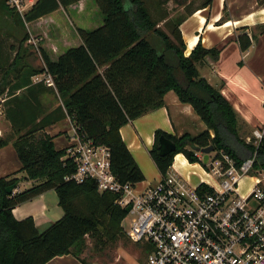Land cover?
<instances>
[{"label":"trees","instance_id":"16d2710c","mask_svg":"<svg viewBox=\"0 0 264 264\" xmlns=\"http://www.w3.org/2000/svg\"><path fill=\"white\" fill-rule=\"evenodd\" d=\"M80 1L38 0L22 17L8 6V0H0V15L11 19L6 33L14 38L7 54L1 53L4 44L0 39V96L7 97L6 118L17 134L12 140H0V149L13 141L20 171L36 182L29 190L14 193L19 180L0 176V264H48L69 255L89 264L82 258L88 239L95 249L104 251L127 237L123 222L129 210L117 204L118 196L101 194L92 180H71L77 168L67 158V148H57L54 137L44 132L68 116L83 138L110 149L112 171L118 180L136 186L145 182V176L120 131L150 110L164 107L165 96L173 91L181 103L194 109L207 130L180 137L156 133L150 155L162 176L177 155L196 164L195 149L209 147L229 154L238 165L255 158V169L264 170V139L258 144L247 142L233 106L200 75L199 66L207 58L219 61L221 50L199 43L186 56L180 26L192 12L188 9L186 14L172 16L167 5L173 1L181 7L188 0H94L103 24L90 31L77 30L82 46L53 60L41 42L37 49L26 45L31 38L26 23ZM213 1L206 0L204 7ZM258 2L264 5V0ZM253 39L246 28L241 30L237 41L243 52L252 47ZM34 50L42 59L41 67L29 61ZM42 74L52 76L55 88L34 84L33 78ZM45 94L61 99L62 106L44 114L41 97ZM162 137L176 145L175 152L161 156ZM10 187H15L11 194ZM206 188L202 186V190ZM49 191L57 193L64 211L59 221L41 232L32 217L15 218L14 209Z\"/></svg>","mask_w":264,"mask_h":264},{"label":"crops","instance_id":"0c3cea01","mask_svg":"<svg viewBox=\"0 0 264 264\" xmlns=\"http://www.w3.org/2000/svg\"><path fill=\"white\" fill-rule=\"evenodd\" d=\"M30 1L31 10L38 0ZM92 1L82 0L69 8L83 14L89 9H97L96 6H93ZM205 1L188 0L185 5L179 7L181 13H178L179 10L177 11L178 14H186L188 9L192 12V15L180 26L182 37L187 46L186 56H189L199 43H202L207 49L218 48L221 50L219 61L207 58L205 63L199 66L200 75L212 87L219 90L233 106L239 118L241 136L247 142L254 141L258 144L261 140L256 139V131H259L263 135L262 139H264V32L262 31L264 27V5H260L258 0H214L210 6L204 7ZM172 2L167 5L170 10L172 9L170 8ZM60 11L62 9L32 23V26L36 28L35 30L42 33V46L53 60H57L68 50L83 45L78 33L73 35L59 27L61 24L56 21L55 15ZM0 16L3 17L0 19V23L3 25V27L1 26L0 39L4 44L1 53L7 54L10 53L8 46L14 42V38H8L6 33L7 25L11 24V20L3 14ZM79 23L82 29L86 31L101 26L95 25L94 20L89 21L87 19H79ZM245 28L250 36L255 39H253L252 47L243 52L237 38L241 34V30ZM32 35L27 45L31 44V40H34ZM42 65L43 62L40 58L37 61V66ZM6 100V95L0 96V140H12L17 136L6 118ZM41 100L44 114L54 112L63 104L61 99L50 94L42 95ZM73 123V118L68 116L64 121L47 128L44 132L54 137L57 148H67L70 145L68 138L73 135L76 126ZM205 130H207L206 125L194 109L190 105L181 103L178 96L172 91L165 96L164 107L150 110L144 116L124 126L120 132L123 141L145 176V182L141 184L146 186L157 183L162 178L150 155L158 131L180 137L185 134L196 136ZM196 166L198 163L191 164L183 154H179L175 157L172 169L192 185L195 181L194 186H211L213 183H210L211 177L207 172L206 174H197L196 171H192V168L194 169ZM20 170L21 164L18 162L13 141H11L6 147L0 149V176L9 180H19L14 193L29 190L36 183L27 180V174ZM54 201H56L57 206L51 210L50 204ZM13 213L19 221L32 217L41 232L64 216V211L59 206V199L55 191H49L32 201L23 203L14 209ZM127 239L131 242L128 237ZM133 244L146 256L147 261L151 247L145 244ZM130 250L131 248H128L123 251L117 256L114 263L109 264H143L138 258V252ZM48 264L84 263L69 255L57 257Z\"/></svg>","mask_w":264,"mask_h":264},{"label":"built area","instance_id":"2783aa9c","mask_svg":"<svg viewBox=\"0 0 264 264\" xmlns=\"http://www.w3.org/2000/svg\"><path fill=\"white\" fill-rule=\"evenodd\" d=\"M30 2L7 3L24 17ZM33 82L55 88L47 74ZM255 137L262 140L263 135L256 131ZM70 138L67 158L77 168L71 180H92L101 194L118 196L117 204L129 210L123 222L127 237L151 247L145 264H264V170L255 169V158L238 165L224 151H214L204 164V154L196 152L215 184L202 190L204 185H192L171 167L159 182L139 189L114 175L108 147L83 138L77 126ZM246 178L253 184L242 195Z\"/></svg>","mask_w":264,"mask_h":264},{"label":"rangeland","instance_id":"374dc122","mask_svg":"<svg viewBox=\"0 0 264 264\" xmlns=\"http://www.w3.org/2000/svg\"><path fill=\"white\" fill-rule=\"evenodd\" d=\"M92 2H93V6H96L97 9H95V8L89 9L88 11H86L83 14H80L79 12H77L76 10H74L72 8H69L66 10L62 9V11H60L58 14L55 15L56 21L61 24V26H59V27H61L63 31L65 30L66 32H70V34L76 35L77 30L79 28L82 29V26L79 23V19H87L89 21L94 20L96 22L95 25H102L103 24V16H102L98 6L94 2V0ZM172 3L173 4L170 6V8H172V9L171 10L168 9L169 12L171 13V15L174 16V15H177L178 13H181V9L177 6V4H175L174 2H172ZM177 11H178V13H177ZM2 18L3 17L0 16V19H2ZM161 26H162V24H161ZM162 28L165 31H167L168 33H170L167 27L162 26ZM27 29H28L30 36L33 34L32 36L34 37V39L41 40V37H43L42 33L40 31H36L35 30L36 28L33 27L32 24H29L27 26ZM33 48L37 49V46L33 45ZM35 52H36L35 55L33 57H31L29 59V61L35 67H41V66H37V61L40 59V56L37 53V51H35ZM245 137L247 138L246 135H245ZM68 139H70L69 140V143H70L71 138H68ZM18 162H19V160H18ZM192 171H196L197 174H200V173L206 174L207 169L201 163H199L198 166H196L194 169L192 168ZM210 183L215 184V180L213 178L212 179L210 178ZM195 184H196V182L194 181V185ZM252 184H253V180L251 178H246L242 182V184L240 185L241 194L242 195L248 194L249 189L252 187ZM142 187H144L143 184H140L139 189H141ZM56 206H57L56 201L52 202V204H50L51 210H53V208ZM128 248H131L130 251L138 252L139 260H141V262L143 264L145 263L146 256L144 254H142L141 250L137 246H135L133 243L129 242L127 237L115 245H110L104 251H100L99 249H95L94 243L90 239H88V248L82 257H84L86 262H88L89 264H91V263H93V264H99V263L100 264L101 263L102 264H109V263H114L117 256H119L121 253H123V251H126ZM120 264H123V263H120Z\"/></svg>","mask_w":264,"mask_h":264},{"label":"water","instance_id":"95a60500","mask_svg":"<svg viewBox=\"0 0 264 264\" xmlns=\"http://www.w3.org/2000/svg\"><path fill=\"white\" fill-rule=\"evenodd\" d=\"M176 151V145L172 142L169 141L165 138H161L160 140V153L161 156H167L170 155L171 153ZM196 152L204 154V164H207L209 161V156L211 153L215 151L214 147H209L206 149H195ZM15 187H10L8 188V193L11 194Z\"/></svg>","mask_w":264,"mask_h":264}]
</instances>
